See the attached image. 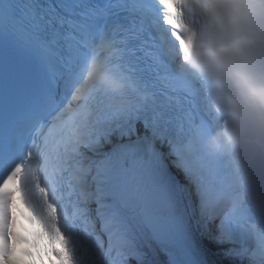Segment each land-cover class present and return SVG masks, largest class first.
<instances>
[{
    "label": "snow or ice",
    "instance_id": "snow-or-ice-1",
    "mask_svg": "<svg viewBox=\"0 0 264 264\" xmlns=\"http://www.w3.org/2000/svg\"><path fill=\"white\" fill-rule=\"evenodd\" d=\"M261 90L264 0H0V264H264Z\"/></svg>",
    "mask_w": 264,
    "mask_h": 264
},
{
    "label": "clouds",
    "instance_id": "clouds-1",
    "mask_svg": "<svg viewBox=\"0 0 264 264\" xmlns=\"http://www.w3.org/2000/svg\"><path fill=\"white\" fill-rule=\"evenodd\" d=\"M183 47L187 48L188 46L184 45ZM257 95L261 100H264V90H261L259 93H257ZM221 139L225 140L230 146L233 147H238L242 144L243 146L256 149H259L260 147L255 139L251 141H242L241 139L237 138V134H228L224 137H221L219 134H217L208 141V149L210 151L219 150L221 147ZM12 264H50V261L47 256L43 255L42 251L22 245L16 250ZM52 264H58V262L53 260Z\"/></svg>",
    "mask_w": 264,
    "mask_h": 264
}]
</instances>
